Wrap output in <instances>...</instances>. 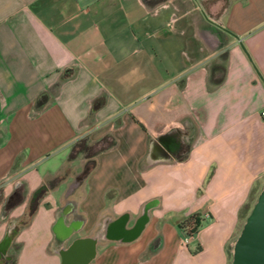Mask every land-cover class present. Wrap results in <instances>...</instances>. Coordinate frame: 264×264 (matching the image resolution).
Masks as SVG:
<instances>
[{"label":"crops","instance_id":"1","mask_svg":"<svg viewBox=\"0 0 264 264\" xmlns=\"http://www.w3.org/2000/svg\"><path fill=\"white\" fill-rule=\"evenodd\" d=\"M220 4L0 0L3 205L25 193L7 217L0 204V241L46 181L64 176L5 264H62L88 238L89 264H232L264 186V0ZM105 137L115 144L72 189L85 164L83 154L69 161L74 144ZM195 215L185 246L181 226Z\"/></svg>","mask_w":264,"mask_h":264},{"label":"water","instance_id":"2","mask_svg":"<svg viewBox=\"0 0 264 264\" xmlns=\"http://www.w3.org/2000/svg\"><path fill=\"white\" fill-rule=\"evenodd\" d=\"M209 19L218 26H223L221 19L213 17H209ZM163 144L164 146L166 145L165 142ZM77 186L78 183H74L71 188L73 189ZM71 188L70 190H72ZM7 202L8 199L3 205V217H7L10 212L6 207ZM31 217L32 212L29 207L20 220H12L10 222L3 239L0 241V257H11L8 253L9 249L14 244L22 226L29 222ZM96 244L97 241L95 239L78 240L63 252L62 264H89L96 255ZM0 264L5 263L4 261H0ZM232 264H264V186L244 222L242 231L235 241Z\"/></svg>","mask_w":264,"mask_h":264},{"label":"trees","instance_id":"3","mask_svg":"<svg viewBox=\"0 0 264 264\" xmlns=\"http://www.w3.org/2000/svg\"><path fill=\"white\" fill-rule=\"evenodd\" d=\"M208 2L206 1V4H208ZM225 71H226L225 63L217 65L214 68V72L209 79L210 87H216L223 81ZM219 73H221V75L217 77ZM46 99H47L46 95H43L39 99L36 105L37 109H41L44 106ZM102 100L103 98H98L97 100L94 101L92 112L93 110H96L97 108L101 106L103 102ZM114 144H115V140L114 139L111 140L109 137H105L102 141L93 142V143L89 142V140L85 138L76 141V143L74 144L73 150L70 154L69 161L74 160L80 154H83L85 158V164H84L83 171L79 174L78 181H76V183L82 182L83 180H85L87 176L91 173V171L96 167L97 155L102 150L110 148ZM63 178L64 176L59 175L53 179L46 181V183L38 190L36 194V198L32 204L33 211L37 209L38 201L48 192V190L57 187L61 183ZM24 196H25V193H24L23 188L22 187L16 188V190L9 197V201L6 204L7 209L9 211L12 210V208H14L16 205H18L24 200ZM199 224H200L199 216L195 215V216L190 217L187 221H185L182 224L181 228L184 227V225H194L192 232H196V229L199 226Z\"/></svg>","mask_w":264,"mask_h":264},{"label":"flooded vegetation","instance_id":"4","mask_svg":"<svg viewBox=\"0 0 264 264\" xmlns=\"http://www.w3.org/2000/svg\"><path fill=\"white\" fill-rule=\"evenodd\" d=\"M219 1H220L221 4H220L219 9H218L217 11H219V12L221 13L222 10L226 8V6H227V4H228V0H219ZM211 5H212V4H211ZM214 7H215V6H213L210 15H211L213 18H215V19H219V13H216ZM215 8H216V7H215ZM214 23H215V22H214ZM34 200H35V198H34ZM34 200H33V202H34ZM33 202H32V204H33ZM32 204L30 205V210H31V212H33V206H32ZM20 219H21V217H20V218H15V219H12V220H20ZM12 259H13V257H6V256H2V257H0V261H4V263H7V262L11 261Z\"/></svg>","mask_w":264,"mask_h":264},{"label":"built area","instance_id":"5","mask_svg":"<svg viewBox=\"0 0 264 264\" xmlns=\"http://www.w3.org/2000/svg\"><path fill=\"white\" fill-rule=\"evenodd\" d=\"M198 227L196 229V232H192V229L194 228V225H184V227L181 228V231H182V234H183V237H184L183 243H184L185 246H188L190 241L194 238V236L196 235V233L198 231Z\"/></svg>","mask_w":264,"mask_h":264},{"label":"rangeland","instance_id":"6","mask_svg":"<svg viewBox=\"0 0 264 264\" xmlns=\"http://www.w3.org/2000/svg\"><path fill=\"white\" fill-rule=\"evenodd\" d=\"M4 199L2 198V194H0V204H2L3 205V201Z\"/></svg>","mask_w":264,"mask_h":264}]
</instances>
